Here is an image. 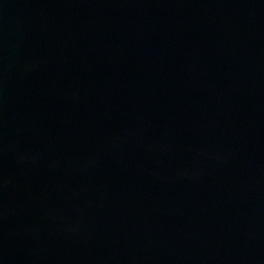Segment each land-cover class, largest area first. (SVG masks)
Segmentation results:
<instances>
[{
  "label": "water",
  "instance_id": "1",
  "mask_svg": "<svg viewBox=\"0 0 264 264\" xmlns=\"http://www.w3.org/2000/svg\"><path fill=\"white\" fill-rule=\"evenodd\" d=\"M0 264H264V0H0Z\"/></svg>",
  "mask_w": 264,
  "mask_h": 264
}]
</instances>
